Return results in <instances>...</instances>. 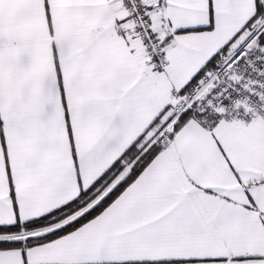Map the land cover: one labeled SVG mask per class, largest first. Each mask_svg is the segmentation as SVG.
Masks as SVG:
<instances>
[{"label":"snow or ice","instance_id":"1","mask_svg":"<svg viewBox=\"0 0 264 264\" xmlns=\"http://www.w3.org/2000/svg\"><path fill=\"white\" fill-rule=\"evenodd\" d=\"M0 264H264V0H0Z\"/></svg>","mask_w":264,"mask_h":264}]
</instances>
